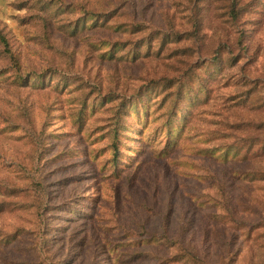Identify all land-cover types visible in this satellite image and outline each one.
<instances>
[{"label":"rangeland","instance_id":"374dc122","mask_svg":"<svg viewBox=\"0 0 264 264\" xmlns=\"http://www.w3.org/2000/svg\"><path fill=\"white\" fill-rule=\"evenodd\" d=\"M0 264H264V0H0Z\"/></svg>","mask_w":264,"mask_h":264},{"label":"trees","instance_id":"16d2710c","mask_svg":"<svg viewBox=\"0 0 264 264\" xmlns=\"http://www.w3.org/2000/svg\"><path fill=\"white\" fill-rule=\"evenodd\" d=\"M237 14L238 12L236 11V9L232 6L230 9V17L232 18V20H236L237 18Z\"/></svg>","mask_w":264,"mask_h":264}]
</instances>
